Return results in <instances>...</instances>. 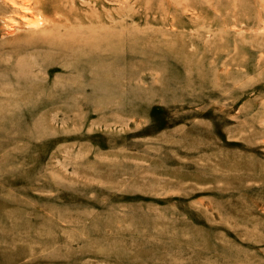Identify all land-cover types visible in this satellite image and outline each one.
<instances>
[{
	"label": "rangeland",
	"instance_id": "rangeland-1",
	"mask_svg": "<svg viewBox=\"0 0 264 264\" xmlns=\"http://www.w3.org/2000/svg\"><path fill=\"white\" fill-rule=\"evenodd\" d=\"M45 2L99 47L0 60V264H264V0Z\"/></svg>",
	"mask_w": 264,
	"mask_h": 264
},
{
	"label": "bare ground",
	"instance_id": "bare-ground-1",
	"mask_svg": "<svg viewBox=\"0 0 264 264\" xmlns=\"http://www.w3.org/2000/svg\"><path fill=\"white\" fill-rule=\"evenodd\" d=\"M45 7V0H0V14H4L11 10L24 9L23 11L28 10V12L31 13L30 16H32L23 20L25 21L24 23H26L24 28L25 31H16L15 33L9 34L11 33V29L7 28L9 30L6 29L7 31H5V34H0V60H10V57H6L7 54L12 58L20 57L24 58V60H28L26 56H28L29 52L34 53L36 51L35 49L44 48L60 55L62 58H66L67 60H58L66 70L70 71L77 69L82 61H87L78 60V57L76 56L78 54L77 51L86 45L90 48H95L91 51H96L99 47L100 35H88L85 32L77 30L74 26L66 27L68 23L67 18H64L59 14L49 16L45 11ZM34 11L37 12L36 15L33 14L35 13ZM13 12L14 11H12V13ZM24 16H26V14ZM12 17L13 16L11 15L10 18ZM15 19L17 18H14V20ZM81 22L82 21L80 20V23ZM17 28L19 29V27ZM88 51L90 52V50ZM18 60L20 61H16L11 70L9 68L6 69V74H10V79L16 81L17 84H22V81L26 82L29 79L35 83L34 81H36L35 79H38V75H35V77L32 78V75L34 74V66L29 64L31 66L29 67L26 64V61H22L21 59ZM38 64L41 65V68L43 67L42 70L48 72L57 69L56 67L48 66L52 65L49 61ZM35 86L33 85L31 88L30 85L29 88L30 90L32 89V92L36 89ZM63 90L67 91V93L73 91L72 89H68V86H66L65 89L62 87L58 89L59 93Z\"/></svg>",
	"mask_w": 264,
	"mask_h": 264
}]
</instances>
